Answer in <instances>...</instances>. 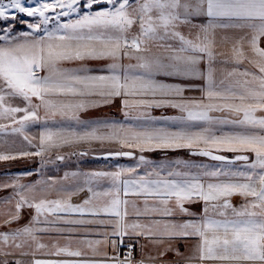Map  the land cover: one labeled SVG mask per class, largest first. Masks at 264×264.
<instances>
[{
  "label": "snow or ice",
  "instance_id": "snow-or-ice-1",
  "mask_svg": "<svg viewBox=\"0 0 264 264\" xmlns=\"http://www.w3.org/2000/svg\"><path fill=\"white\" fill-rule=\"evenodd\" d=\"M196 81L200 97H186ZM117 98L127 123L80 119ZM153 108L180 115L152 117ZM56 117L84 130L47 128L33 144L25 129ZM0 120V133L36 149L0 161L93 142L119 145L107 156L141 153L112 172L0 182L13 190L0 199V264H264V0H0ZM175 149L220 163L153 164L142 154ZM193 203L203 205L198 217L185 207ZM25 208L34 214L13 227ZM186 239L196 241L187 255L174 244Z\"/></svg>",
  "mask_w": 264,
  "mask_h": 264
},
{
  "label": "crops",
  "instance_id": "crops-1",
  "mask_svg": "<svg viewBox=\"0 0 264 264\" xmlns=\"http://www.w3.org/2000/svg\"><path fill=\"white\" fill-rule=\"evenodd\" d=\"M203 21V18H196L194 20V23H201ZM185 34L188 32V28L185 27L182 29ZM92 61H90L91 63ZM134 62V61H133ZM125 63H128V61H125ZM102 62H99V64H89L88 67L90 69H97L101 67ZM241 67H250L249 65H243ZM169 83H176L178 81H172L168 80ZM196 87H190L189 90L185 92V96L188 98H199L201 93L198 90V86L201 84L200 81L195 82ZM187 87V86H186ZM102 110L104 112H109V114H96L95 116H89L86 117L88 120H107V121H118V122H125L128 121L125 120V117L123 113L121 112V103L120 99L117 98L112 104L103 105L101 106ZM94 108H91L92 110ZM88 110V111H90ZM103 112V111H102ZM151 116L152 117H177L180 115L179 111L176 109L171 108H153L151 110ZM214 115H220L219 113H216ZM156 126H165V127H174L176 126L174 122L171 119L164 120L159 119L154 122ZM2 124V123H0ZM230 127V126H228ZM227 130V127L226 129ZM38 144V142L36 143ZM81 147H79L76 150H71V152L64 153L63 150H56L54 152H48L45 154V157H24L19 158V161L22 163L20 164L19 168H14L11 170H6L4 166L0 165V182H11L12 179L19 177L21 183H30L34 182L35 180H39L41 178L47 179L48 177H53L55 179L62 178L65 173L71 174L73 172L78 173H88V172H112L116 171L119 168H128V167H135L138 163V157L141 155L140 152H135L132 157H108L105 158V154L109 152H115L121 150L119 145L116 144H100V143H81ZM74 149V147L72 148ZM124 151H130L129 149H123ZM27 151V150H25ZM34 151V150H31ZM86 153V155H80V153ZM146 160L153 163V164H160V163H167L170 161H181V162H188L189 164H204V165H219L220 162L212 161L207 157L198 156V155H191L188 149H175V150H155V151H146L142 153ZM223 155L232 157L234 156L233 153H222ZM60 155L63 156V160H57L56 156ZM5 161H0V163ZM243 162H238V164H241ZM6 165V164H3ZM145 166H141L140 168V174L145 171ZM195 171V169H193ZM31 172L33 175L27 176L26 173ZM65 184H69L70 181H64ZM109 186V183L107 181H101L99 187L101 189L107 188ZM12 189H6V190H0V199L9 197L12 195ZM56 193L53 192L51 194L50 198H55ZM88 193L80 192L77 195H74L72 197L71 202L73 204H79L82 202L83 199L87 198ZM129 199H134V197H129ZM242 202V198L239 196L232 197V203L235 206H239ZM185 207L189 209L190 212L196 214V217L199 216L201 213V209L203 205L201 203H193V204H186ZM34 214L31 212V210L25 208L21 212V219L19 220L18 224H14L13 227H18L26 224L31 215ZM196 217L192 216H185V217H178V219H184L189 220ZM6 229H0V231H3ZM99 239V236L96 235H87L81 234L76 237V239ZM54 239H59V242L61 244L64 243V240L55 237V236H43L42 242L45 244H51V242ZM144 243L143 240L140 241V244ZM196 241L195 239H186V240H178L175 241L174 244L180 248L182 252H184L186 255L191 251L192 247L195 245ZM140 244H137L136 249V259H140V252L139 247ZM75 246V245H74ZM82 247V246H81ZM111 252V249L108 250ZM40 258H47V259H56L57 257H48V256H42ZM60 258H67V257H60ZM171 259V256L169 257Z\"/></svg>",
  "mask_w": 264,
  "mask_h": 264
},
{
  "label": "rangeland",
  "instance_id": "rangeland-1",
  "mask_svg": "<svg viewBox=\"0 0 264 264\" xmlns=\"http://www.w3.org/2000/svg\"><path fill=\"white\" fill-rule=\"evenodd\" d=\"M23 19L28 20L29 22H31L32 18L29 17H23ZM16 23V28L18 31H23V30H27L26 26L23 24H20L19 21L15 22ZM91 63L93 64H99L98 61H92ZM90 61L87 62V64H91ZM13 103H18L20 104V106H23V104L19 101H15ZM91 109V108H90ZM88 109V110H90ZM85 111L82 112L80 114V119L82 121L85 122H93V121H98V120H88L86 119V117L89 116H95L96 114H109V112H104V110H102V107H98V108H94L90 111ZM103 111V112H102ZM41 117L44 116L43 111L40 112ZM0 123L2 124H7L8 121L6 120H0ZM72 128L74 130L77 131H83L84 129L78 125L76 122L74 121H61V119L59 117H56L55 120H42L39 123H35V124H31L29 125L26 129H25V133L26 135H28V137L30 139H32L33 144H36L38 142L39 139V134L41 131L47 129V128H51V129H56V128ZM74 147V149H72ZM79 147H81L80 144H73V145H66L60 149H53L50 152H54L56 150H63L64 153L71 152V150H76ZM31 151V150H36L35 148L30 147V145L24 141L22 136H19L17 134H12L9 130L8 133H0V152L3 153H16V152H20V151ZM48 153V152H47ZM45 157V156H44ZM22 163V161L20 162L19 159H15V160H9V161H5L0 163V165L4 166V168H6V170H11L14 168H19L20 164ZM6 164V165H3ZM1 167V166H0Z\"/></svg>",
  "mask_w": 264,
  "mask_h": 264
},
{
  "label": "built area",
  "instance_id": "built-area-1",
  "mask_svg": "<svg viewBox=\"0 0 264 264\" xmlns=\"http://www.w3.org/2000/svg\"><path fill=\"white\" fill-rule=\"evenodd\" d=\"M126 242H128V241H126ZM136 249H137V246H136ZM126 251H127L126 248H122V249H121V253H122V254L126 253ZM135 255H136V253H135Z\"/></svg>",
  "mask_w": 264,
  "mask_h": 264
},
{
  "label": "water",
  "instance_id": "water-1",
  "mask_svg": "<svg viewBox=\"0 0 264 264\" xmlns=\"http://www.w3.org/2000/svg\"><path fill=\"white\" fill-rule=\"evenodd\" d=\"M108 154V153H107ZM107 154H105L104 156H107ZM108 157H112V156H108ZM121 157H123V156H121ZM229 157V156H228Z\"/></svg>",
  "mask_w": 264,
  "mask_h": 264
}]
</instances>
